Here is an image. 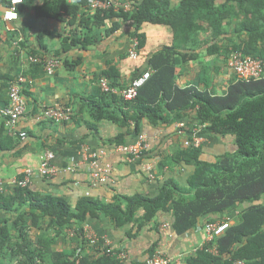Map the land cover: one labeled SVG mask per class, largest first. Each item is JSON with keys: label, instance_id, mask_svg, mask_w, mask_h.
<instances>
[{"label": "crops", "instance_id": "0c3cea01", "mask_svg": "<svg viewBox=\"0 0 264 264\" xmlns=\"http://www.w3.org/2000/svg\"><path fill=\"white\" fill-rule=\"evenodd\" d=\"M42 2L24 0L25 6L20 10L18 20L0 22V186L4 188L6 196L12 194L17 179L30 168L36 172L29 186L35 193L64 198L73 206L83 197H92L103 203H111L125 196L156 197L170 179L188 188V180L194 168L172 162L174 153L190 147L185 145L186 142L200 138L203 158L210 161L236 149L234 135L209 134L204 129L208 124H200L193 110L183 120L171 124H153L144 119L142 133L148 136L149 147L141 157L128 159L116 147L134 145L138 141L139 136L132 135L133 125L122 127L110 120L97 122L92 119L86 107L90 99L100 96L99 80L105 77V70L110 67L117 71L119 88L126 87L133 78L151 69L152 55L174 43L171 28L144 23L140 32L146 35V44L140 49L137 58L129 56L131 24L118 19H110L105 25L94 28L92 35L96 41L88 48L73 47L63 51L64 36H70L74 29L82 33V28L78 24L72 28L67 22L69 18L65 16L57 19L36 16L35 8ZM179 2L173 0L175 5ZM216 2L222 5L227 0ZM6 5V0H0V16ZM116 21L122 26L113 32L108 31ZM243 21V16L232 17L225 23V33L218 38L213 36L207 22L199 21L196 43L188 46L184 44L179 48L177 86L208 90L214 95L226 94L229 85L237 80L228 65V51L240 38L247 37L246 34L235 32L236 25ZM32 54L43 59L61 58L62 63L54 73L48 74L44 66L30 60ZM79 59L81 61L76 62ZM66 60L76 64L68 66ZM21 75L29 80L22 87L27 108L18 124L20 131L27 132L26 138L8 133L1 114V110L9 103L10 84ZM56 105L72 108L73 119L60 123L42 116L46 107ZM120 135L125 136L124 142L117 144ZM47 151L54 154L52 164L59 169L56 175L50 177L38 172ZM96 160L102 166H112L107 182L93 184L88 176L89 166ZM70 167L73 171L69 170ZM239 209L224 219L218 216L212 218L230 219L234 224V216L240 212ZM13 216L10 212L0 210V219ZM50 220L49 217H42L40 226L28 228L33 239L55 236V228L50 226ZM174 221V211L169 208L167 211H159L151 223L135 234V229L131 231V224L117 226L104 215L89 217L85 225L99 237L110 241L113 247H125L139 260L148 257L151 246L157 243L156 251L177 258L184 264L185 259L195 254L205 241L203 226L207 220L200 219L196 229L180 235L174 229ZM72 231L75 235L71 234ZM132 232V236H129ZM80 236L77 229L67 228L56 236L52 248L66 252L77 249L92 263L96 262L102 255L101 250L90 245L83 235ZM8 259L0 255V264H18V259Z\"/></svg>", "mask_w": 264, "mask_h": 264}, {"label": "trees", "instance_id": "16d2710c", "mask_svg": "<svg viewBox=\"0 0 264 264\" xmlns=\"http://www.w3.org/2000/svg\"><path fill=\"white\" fill-rule=\"evenodd\" d=\"M110 1L113 5L132 2L134 8L125 11L111 7L91 14L88 0H43L35 8L38 17L57 19L65 16L72 28L76 24L82 28V33L74 29L70 36H64L63 51L73 47L86 49L94 44L93 29L110 19L129 22L132 27L130 37L139 38L140 49L147 38L140 32L144 23L171 28L174 43L152 55L150 68L154 72L139 90L138 97L127 101L118 94L100 90V96L90 99L86 107L92 119L97 122L110 120L122 127L133 125L135 137L142 133L144 119L153 124H171L183 120L194 110L199 123L208 124L204 129L209 134L234 135L236 149L212 161L203 158L202 147L190 146L174 153L172 162L194 168L189 186L183 188L170 179L156 197L125 196L111 203L83 197L73 206L64 198L40 196L30 187L16 185L11 195L0 193V210L14 215L0 219V255L7 256L9 261L18 259V264H129L106 254L92 263L77 249L55 251L52 245L56 236L67 228L77 229L81 237L89 217L104 215L117 226L131 224L135 234L151 223L159 211L172 208L175 214L173 226L180 235L196 229L200 219L206 218L207 222L215 220L213 216L224 219L240 208L234 216V224L212 243L189 255L184 264H233L236 260H243L245 264H264V77L255 81L237 78L224 95H214L195 87L181 88L176 84L179 48L196 43L201 20L208 23L213 36L218 38L225 33L227 21L243 16L244 21L236 25L235 32L247 37L241 39L239 35V42L228 52L241 51L264 61V0H227L222 5H217L216 0H180L176 5L173 0ZM24 6L22 4L20 10ZM121 26L116 21L108 31L113 32ZM41 59L37 64L43 67ZM65 63L68 66L76 64L67 60ZM104 76L113 87L118 86L117 71L113 67L105 70ZM124 137H117L116 143H123ZM42 217L51 219L55 236L35 240L28 228L40 226ZM214 245L218 254L209 251ZM156 247L157 243L151 246L150 255L156 252Z\"/></svg>", "mask_w": 264, "mask_h": 264}, {"label": "built area", "instance_id": "2783aa9c", "mask_svg": "<svg viewBox=\"0 0 264 264\" xmlns=\"http://www.w3.org/2000/svg\"><path fill=\"white\" fill-rule=\"evenodd\" d=\"M72 2L73 0H68ZM7 5L2 16H0V22H13L20 17V6L24 3V0H6ZM114 7L116 10L123 8L125 11H129L134 8L132 2H126L124 4L113 5L110 0H88V9L94 14L98 10H107ZM140 52V40L135 37L131 39V46L129 48V56L132 58H137ZM30 60L34 63L42 61L40 57L31 56ZM44 68L48 74L55 72L57 67L62 63L60 58H48L43 59ZM228 65L234 71L238 79L244 81H255L260 80L264 77V61L258 57H253L250 55H245L241 51H233L228 58ZM153 69H149L140 75L132 79V81L124 88L113 87L110 81L103 77L99 80L100 90L103 93H115L122 96L127 101H134L138 95L139 90L145 85L153 73ZM29 80L21 75L15 81H13L9 86V103L1 110V114L5 119V129L8 133L19 135L22 138L27 137V132L20 131L18 129V124L21 117L25 114L27 108V99L23 92V84L27 83ZM45 119L66 123L70 122L73 117V110L67 106L56 105L53 107H46L42 113ZM184 125V124H183ZM202 141L200 138L195 139L194 142H186V146L200 147ZM149 147L148 136L144 133L140 134L138 141L134 145H119L117 150L126 154L128 159H134L141 157L144 150ZM97 156V154H95ZM54 154L51 151H47L41 160L39 173L42 176H54L58 173V168L52 164ZM150 169V168H149ZM69 170L73 171L70 167ZM112 170L110 164L102 166L99 162L93 161L89 166L88 176L90 177L93 184L104 183L109 179V174ZM33 169H26L23 176L18 178L16 185L21 187H29L32 179L35 175ZM0 193H4V188L0 186ZM232 225L230 219L225 220H214L208 221L203 226V231L205 235V241L196 250L203 249L205 245L212 243L216 237L225 233V231ZM83 237L84 239L93 246H97L101 250V254H106L114 257L123 263L129 264H182V261L170 257L167 254L156 251L154 254L149 255L143 260L134 258L125 247H113L110 241L105 238L99 237L94 233L88 225L83 227ZM75 235V232H71ZM209 251L213 254H218V248L214 245L209 248ZM233 264H245L243 260H236Z\"/></svg>", "mask_w": 264, "mask_h": 264}]
</instances>
